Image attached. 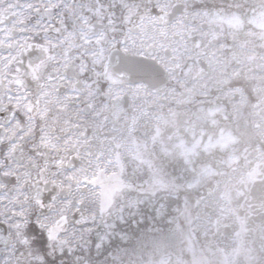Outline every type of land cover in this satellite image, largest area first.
Segmentation results:
<instances>
[{
  "label": "flooded vegetation",
  "instance_id": "af4514ba",
  "mask_svg": "<svg viewBox=\"0 0 264 264\" xmlns=\"http://www.w3.org/2000/svg\"><path fill=\"white\" fill-rule=\"evenodd\" d=\"M27 255L264 264V0H0V264Z\"/></svg>",
  "mask_w": 264,
  "mask_h": 264
}]
</instances>
